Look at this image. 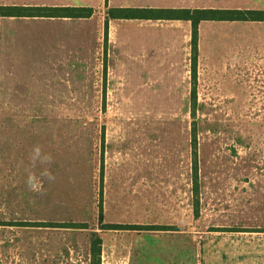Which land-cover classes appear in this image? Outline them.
Masks as SVG:
<instances>
[{
    "label": "rangeland",
    "instance_id": "obj_1",
    "mask_svg": "<svg viewBox=\"0 0 264 264\" xmlns=\"http://www.w3.org/2000/svg\"><path fill=\"white\" fill-rule=\"evenodd\" d=\"M187 3L264 9V1L0 0L93 10L78 19L0 17V264H91L92 232L109 244L126 232L103 230V220L207 219L225 205L257 207L220 216L258 229H241L243 239L215 259L213 228L201 220L198 255L161 260L264 264V82L208 73L226 41L256 42L262 56L264 23L201 22L194 71L187 21L110 19L105 27L109 8ZM37 144L54 160L43 195L25 184Z\"/></svg>",
    "mask_w": 264,
    "mask_h": 264
},
{
    "label": "crops",
    "instance_id": "obj_2",
    "mask_svg": "<svg viewBox=\"0 0 264 264\" xmlns=\"http://www.w3.org/2000/svg\"><path fill=\"white\" fill-rule=\"evenodd\" d=\"M123 1H180V2H195V1H233V2H255V1H264V0H123ZM142 7H152V6H142ZM200 8L195 5L187 3L186 5H168L161 6L158 8ZM211 8H227V9H256L252 6H232V7H211ZM189 27L191 24L189 21ZM236 22V21H234ZM255 23V22H253ZM264 23V22H260ZM257 43L256 42H244L239 40L226 41L224 44L218 45L215 47L214 53L210 56L208 62V73L210 74L209 80L217 81L219 76L217 74L227 75V79L230 80H239L247 82H257V84L263 86L264 82V53L260 56V53H257ZM222 50V52H218ZM252 51V52H251ZM221 54L220 58H217L218 54ZM219 54V55H220ZM214 56V57H213ZM221 66H223L221 68ZM219 71V72H218ZM244 105V104H243ZM257 207L250 206H239L229 208L228 205H225L221 208L218 206L210 212V216L207 219H204L202 215L199 217L187 218L184 220H164L157 222H152L150 224H159V225H169L174 226L175 230L167 231H154V230H115V231H126L124 235L120 237L119 240L115 239L114 242L109 244L106 241V238H102L101 244V259L102 264H169L167 260L164 262L161 260L163 257L167 256L170 258L171 255H176L177 257L184 258L186 252L191 253L192 256L198 255L196 253V248L193 245L196 237H198L199 225L201 220H208L210 227L213 228L212 231L208 232L206 236L209 239V242H213L212 245L209 244V256H214L215 259L221 258V254L228 253L229 242L233 243V240H242L240 236L242 233H246L241 229H248L249 227L254 226H242V225H233L232 222L228 223L229 220H249L247 218L241 217H228L224 216L221 218L220 215L231 214L236 215L238 210L244 213H247L250 209ZM237 211V212H236ZM105 223L109 224H129L136 225L138 222L129 223V222H112L109 220H103ZM227 222V223H226ZM148 224V223H145ZM237 224H242L240 221ZM258 224V223H254ZM186 225H192V227H186ZM237 228V229H234ZM106 231V229H103ZM110 231V230H107ZM134 231H149L151 233H142ZM97 233V232H96ZM237 233V235H235ZM98 234V233H97ZM231 246V245H230ZM192 250V251H191ZM114 256H120L121 259H113ZM163 256V257H162ZM217 263V261H215Z\"/></svg>",
    "mask_w": 264,
    "mask_h": 264
},
{
    "label": "trees",
    "instance_id": "obj_3",
    "mask_svg": "<svg viewBox=\"0 0 264 264\" xmlns=\"http://www.w3.org/2000/svg\"><path fill=\"white\" fill-rule=\"evenodd\" d=\"M93 10L90 7L81 6H0V17H47V18H88ZM110 19H141V20H180L189 21L191 24V50L192 70H195L197 59L198 28L204 21L225 22H264V9H227V8H158V7H113L107 10L106 24ZM194 155L196 140L194 136ZM195 158V157H194ZM197 175V167L194 165V177ZM197 183V182H195ZM197 213V212H196ZM102 207L100 205L99 219L102 220ZM102 229H146L167 231L175 230L172 226H139L129 224H101ZM101 237L92 232L90 242L91 264H100Z\"/></svg>",
    "mask_w": 264,
    "mask_h": 264
},
{
    "label": "clouds",
    "instance_id": "obj_4",
    "mask_svg": "<svg viewBox=\"0 0 264 264\" xmlns=\"http://www.w3.org/2000/svg\"><path fill=\"white\" fill-rule=\"evenodd\" d=\"M28 161L29 169L25 184L29 191L43 195L46 192L45 183L55 180V176L51 171V165L54 163L53 157L45 153L42 146L37 144L31 149Z\"/></svg>",
    "mask_w": 264,
    "mask_h": 264
}]
</instances>
